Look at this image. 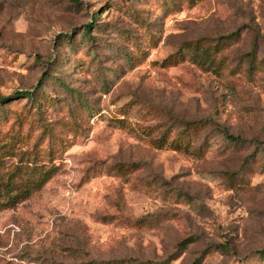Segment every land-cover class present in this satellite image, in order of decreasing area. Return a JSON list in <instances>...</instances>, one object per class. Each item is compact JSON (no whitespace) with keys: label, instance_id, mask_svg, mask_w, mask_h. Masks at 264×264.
I'll use <instances>...</instances> for the list:
<instances>
[{"label":"rangeland","instance_id":"rangeland-1","mask_svg":"<svg viewBox=\"0 0 264 264\" xmlns=\"http://www.w3.org/2000/svg\"><path fill=\"white\" fill-rule=\"evenodd\" d=\"M0 158V264H264V0H0Z\"/></svg>","mask_w":264,"mask_h":264},{"label":"trees","instance_id":"trees-1","mask_svg":"<svg viewBox=\"0 0 264 264\" xmlns=\"http://www.w3.org/2000/svg\"><path fill=\"white\" fill-rule=\"evenodd\" d=\"M196 0H192V2H195ZM91 25L86 27V31L88 32ZM233 37V34L229 35H222L220 37V40H226L228 41ZM220 44H224L223 42H220ZM185 47L191 48L194 50V54L191 58H194L196 62L200 65H205V63L211 61L212 63V50L209 46H203V44L198 41L197 43H190L186 45ZM185 53L181 54V57L184 58ZM212 58V59H211ZM46 74H44L45 76ZM43 79L40 80V85L43 83ZM25 94L26 98H34L35 94L32 93V91H16L13 94L3 97L2 99L6 101H11L19 96H22ZM208 125V120H198L196 122H186L184 123L185 128L182 130V137L177 139L176 149L177 150H188L190 148V130H194L195 132H198V130L201 127H205ZM233 140H236L234 136L228 135ZM237 141V140H236ZM26 152L20 153V157L23 156ZM3 161V158H0V163ZM131 165H134L133 167L137 166V163H133ZM125 164L120 165L119 169L124 170ZM43 166H37L34 165L31 168V175L29 178L22 177L23 175H20V172L22 171L19 169V171H15V173L9 174L10 176L8 178L3 177V181H0V207L3 206H11L14 205L16 202L20 200L28 199L34 192L39 190L41 187L45 185L55 174L54 169H43ZM37 172V173H36ZM36 173L37 176L33 177V174ZM20 176V180L18 177ZM37 177V178H36ZM192 239H183L178 244L179 250L183 251L185 248L188 247L190 244V241ZM178 253L169 255L165 259H149L143 256H137V255H124V256H114L109 258H87L80 259L79 261H76L75 263L71 264H173L172 262L177 258ZM202 259H196L190 264H201Z\"/></svg>","mask_w":264,"mask_h":264}]
</instances>
